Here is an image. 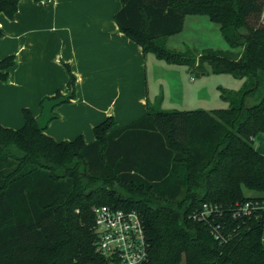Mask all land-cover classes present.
Returning a JSON list of instances; mask_svg holds the SVG:
<instances>
[{
    "label": "trees",
    "instance_id": "obj_1",
    "mask_svg": "<svg viewBox=\"0 0 264 264\" xmlns=\"http://www.w3.org/2000/svg\"><path fill=\"white\" fill-rule=\"evenodd\" d=\"M18 2L0 0V13L12 18ZM119 2L118 29L144 54L209 65L243 84L221 91L225 109L149 106L116 130L108 117L88 144L81 135L54 141L28 110L20 129L0 126V264H116L94 251L95 205L139 213L148 243L144 264H264V217L231 216L235 203L264 195V155L252 142L264 133V0ZM187 15L218 24L230 50L193 57L169 49L166 38L182 30ZM14 63L12 55L0 60V81ZM68 72L71 99L75 79ZM204 204L219 206L221 215L211 223L194 219Z\"/></svg>",
    "mask_w": 264,
    "mask_h": 264
},
{
    "label": "crops",
    "instance_id": "obj_2",
    "mask_svg": "<svg viewBox=\"0 0 264 264\" xmlns=\"http://www.w3.org/2000/svg\"><path fill=\"white\" fill-rule=\"evenodd\" d=\"M120 7L119 0H19L12 18L0 13V60L11 55L15 60L7 81H0V126L20 129L23 110L37 119L44 98L69 93L68 70L75 79L73 98L53 109L55 117L44 130L54 141L81 135L88 144L94 140V127L108 117L114 120L111 130L143 117L151 100L149 54L119 31L114 16ZM173 84L177 102L190 104L204 97L202 84L187 89L177 80ZM256 138L254 148L264 155V133L253 137V143Z\"/></svg>",
    "mask_w": 264,
    "mask_h": 264
},
{
    "label": "rangeland",
    "instance_id": "obj_3",
    "mask_svg": "<svg viewBox=\"0 0 264 264\" xmlns=\"http://www.w3.org/2000/svg\"><path fill=\"white\" fill-rule=\"evenodd\" d=\"M183 24L181 31L166 39V46L169 49L179 52L187 51L193 57L205 50L223 52L230 50L220 35L219 25L210 22L206 16L187 15ZM146 76L150 93L149 99H151L150 107L164 111L201 109L208 112L225 109L228 104L221 99V91L225 93L237 91L243 84L242 79L234 78L231 74L212 73L209 65L197 69L189 65L168 64L165 61L157 60L151 54L147 56ZM174 80L179 81L185 89L202 84L199 90L204 94V97L199 101H192L190 104L177 102L180 97L175 92L177 86L173 84ZM156 88L159 89V94L154 99L151 97V93ZM257 141L259 140L256 138L253 143L254 147H257ZM110 185L116 187V183L108 182V186Z\"/></svg>",
    "mask_w": 264,
    "mask_h": 264
},
{
    "label": "built area",
    "instance_id": "obj_4",
    "mask_svg": "<svg viewBox=\"0 0 264 264\" xmlns=\"http://www.w3.org/2000/svg\"><path fill=\"white\" fill-rule=\"evenodd\" d=\"M94 251L116 264H144L148 243L141 216L135 210L115 209L108 205L91 208ZM217 205L204 204L193 218L211 223L212 215H221ZM234 219L264 217V195H253L231 209ZM215 225L213 228L215 229ZM213 229V230H214Z\"/></svg>",
    "mask_w": 264,
    "mask_h": 264
},
{
    "label": "water",
    "instance_id": "obj_5",
    "mask_svg": "<svg viewBox=\"0 0 264 264\" xmlns=\"http://www.w3.org/2000/svg\"><path fill=\"white\" fill-rule=\"evenodd\" d=\"M71 93L66 95H61L57 98L44 99L41 104V114L36 119L37 125L41 130H45L48 123L54 119L55 115L53 114V109L65 102L70 98Z\"/></svg>",
    "mask_w": 264,
    "mask_h": 264
}]
</instances>
